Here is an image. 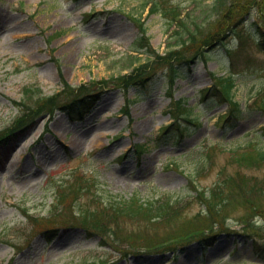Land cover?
I'll use <instances>...</instances> for the list:
<instances>
[{
	"label": "rangeland",
	"instance_id": "1",
	"mask_svg": "<svg viewBox=\"0 0 264 264\" xmlns=\"http://www.w3.org/2000/svg\"><path fill=\"white\" fill-rule=\"evenodd\" d=\"M144 1L0 0V130L16 122L21 109L14 100L26 97V87L52 95L62 90L63 80L77 86L123 75L147 61L146 48L133 47L139 35L134 17L145 21L152 48L163 52L173 41L167 17L150 13L151 3ZM171 1L179 3L184 14L200 15V6L208 7L213 0ZM251 21L241 28L243 44L240 36H233L227 46L213 50L207 63L195 62L187 77L176 80L175 100L188 99L198 116V124L188 123L181 136L174 130L161 134L172 122L173 100L166 79L157 77L143 87V96L136 97L137 88L109 86L83 118L58 112L0 141V264H88L120 257L102 243L99 233L78 225L76 206L57 203L58 185L77 173L123 198L178 202L171 222L122 218L113 224L124 236L139 239L129 238L141 249L180 232L185 222L189 225L204 208L197 191L208 194L219 182L226 188L240 169L260 177L264 188V165L249 170L232 158L235 148L264 146V50L252 38ZM156 68L162 73L166 66ZM212 73L235 77L234 97L241 113L232 122L224 118L228 102L213 92L202 96L203 89L214 84ZM128 102L130 113L124 112ZM139 144L145 147L140 153ZM107 197L103 192L99 204ZM256 198L264 207V193ZM250 212L233 199L226 223L239 228V217ZM253 217L259 216L254 212ZM49 227L58 228L51 238L44 232ZM129 253V264H264L252 239L224 232L208 247L192 242L165 256Z\"/></svg>",
	"mask_w": 264,
	"mask_h": 264
},
{
	"label": "trees",
	"instance_id": "2",
	"mask_svg": "<svg viewBox=\"0 0 264 264\" xmlns=\"http://www.w3.org/2000/svg\"><path fill=\"white\" fill-rule=\"evenodd\" d=\"M144 2L145 5L151 3L150 13L160 12L167 17V32H172L170 38L173 41L167 42L166 50L163 53L152 48L145 22L139 17H134L139 27V35L135 39L133 47L137 51L146 48L147 61L134 67L128 74L114 75L109 79H94L77 86L63 80L62 90L52 95H42L40 90L36 93L31 87L25 88L26 97L16 102L21 113L13 125L0 130V141L17 131L25 130L43 115L53 118L57 112H66L73 119L83 118L97 104L109 86H112L110 90L128 91L130 88H137L136 97H140L147 93L143 89L144 86L157 77H163L171 89L169 94L173 98V87L177 78L187 77L195 62L199 60L208 62L214 56L213 50L220 45L227 46L229 39L233 36H240V45L245 42L241 36V28L245 29L250 18L252 21L248 25L254 26L255 29L251 34L252 38L261 50H264V0H213L208 7L200 6L203 8L200 15L191 12L184 14L181 5L171 0H145ZM172 27V31H169V28ZM229 52H232V49ZM162 65L166 68L162 70V73H159L156 67ZM212 75L215 81L214 87L203 90L205 92H202V96L204 97L207 92H213L216 98L229 102L230 109L224 117L225 120L232 122L238 119L241 105L234 97L236 84L234 75L232 73L220 76L212 73ZM172 105L174 121L165 126L163 133L174 130L178 136H181L186 132L188 123L198 124V116L194 112L195 107L190 106L186 98L174 99ZM124 110L129 112V102ZM144 150V144L137 145L139 153ZM232 158L240 168L250 170L262 167L264 165V146L251 143L247 147L235 148ZM232 179L226 188L219 182L209 189L208 194L205 193L206 191H197L204 201L202 213L196 214L189 225L185 222L187 228H181L180 232L168 234L160 241H150L149 245L142 246L143 249L134 245V242L129 238H133L137 242L139 239L136 240L129 235L124 236V233L121 234L117 228L113 227V224L118 223L122 218L171 222L177 216L175 211L179 206L178 202L171 198H164L163 201L158 200V202L142 201L138 196L123 198L101 188L100 182L83 173H77L71 180H65L59 184L56 198L57 203H62L63 207L76 206L75 218L78 220V225L88 230L90 234L92 232L101 234L102 243L110 244L123 256L130 254L129 251L162 256L168 253L176 254L192 242H198L203 247H208L215 241L219 233L224 232L228 235H245L252 239L255 253L264 258V207L260 203L258 204L256 198L264 193L263 181L260 177L254 174L249 175L241 169L233 175ZM103 192L107 193L109 197L99 204ZM84 197H87L86 202L83 201ZM233 199L235 202H242L245 207L251 209L250 216H241L237 220V223L240 224L239 229H233L226 223L227 208L232 204ZM88 201H92L96 207H91L92 204ZM254 212L255 216H259L258 218H252ZM202 219L204 221H201ZM206 223L207 225L203 226ZM56 232L57 227L45 230V234L49 238ZM125 241L129 245L123 246ZM89 264L109 263L98 259Z\"/></svg>",
	"mask_w": 264,
	"mask_h": 264
}]
</instances>
